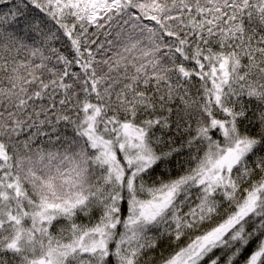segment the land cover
<instances>
[{"label": "snow or ice", "instance_id": "snow-or-ice-1", "mask_svg": "<svg viewBox=\"0 0 264 264\" xmlns=\"http://www.w3.org/2000/svg\"><path fill=\"white\" fill-rule=\"evenodd\" d=\"M0 5V264H264V0Z\"/></svg>", "mask_w": 264, "mask_h": 264}, {"label": "trees", "instance_id": "trees-1", "mask_svg": "<svg viewBox=\"0 0 264 264\" xmlns=\"http://www.w3.org/2000/svg\"><path fill=\"white\" fill-rule=\"evenodd\" d=\"M0 10H6L3 8V5H0ZM90 30H93V29H90ZM101 39H103V37H101Z\"/></svg>", "mask_w": 264, "mask_h": 264}]
</instances>
